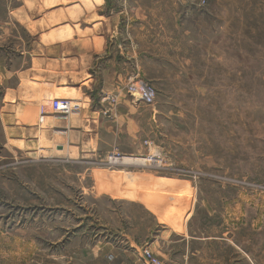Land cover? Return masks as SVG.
I'll list each match as a JSON object with an SVG mask.
<instances>
[{
	"label": "rangeland",
	"instance_id": "rangeland-1",
	"mask_svg": "<svg viewBox=\"0 0 264 264\" xmlns=\"http://www.w3.org/2000/svg\"><path fill=\"white\" fill-rule=\"evenodd\" d=\"M101 4L0 0L8 61L38 41L97 43L111 13L127 7L134 12L119 24L129 20L135 42L157 59L121 87L144 108L136 143L127 137L82 154L50 152L42 140L27 155L4 149L0 137V264H135V247L143 257L158 223L191 264H264V0H104L100 19ZM140 83L155 90L153 104L130 95ZM85 95L55 97L79 113L53 116L54 100L47 110L62 122L89 103L106 119L118 116V93ZM115 153L147 162L123 164Z\"/></svg>",
	"mask_w": 264,
	"mask_h": 264
},
{
	"label": "crops",
	"instance_id": "crops-1",
	"mask_svg": "<svg viewBox=\"0 0 264 264\" xmlns=\"http://www.w3.org/2000/svg\"><path fill=\"white\" fill-rule=\"evenodd\" d=\"M103 7L104 0L98 9L100 14L97 17L100 19L104 17L101 14L104 13ZM129 11L134 12L128 7L118 13L112 12L107 18L111 28L104 25V32L101 37H97V43L84 39L74 43L63 40L41 45V41H38L31 45L30 52H21L20 49H25L24 45L17 47L16 53L19 55L16 59L24 61L19 68L14 67L16 59L8 61L6 54L10 50L9 46L5 42L1 44L0 137L4 149L10 146L29 155L32 152L30 150L44 140L53 145L50 152L56 150L65 153L68 146L69 152L76 149L82 154H94L110 151L123 138L129 137L136 143V130L139 131L137 124L144 108L122 93L121 87L128 77L144 72V65L153 64L157 59L153 57L152 51H145L135 42L136 37L134 31H131L132 25L128 24L129 20L119 24L120 16ZM98 29L100 31L101 28ZM145 29L140 26L138 32L142 34ZM27 54L31 58L29 63L25 61ZM94 68L95 72L91 74ZM96 87L120 95L118 116L114 119L102 117L100 108H93L91 103L86 113L81 112L70 122L55 119L47 110V106L59 93L74 91L87 97L85 93ZM43 120L46 127L42 125ZM87 144H92V151L88 150ZM152 232L144 238L143 246L149 248L163 264H191L188 252L184 253V249L182 251L177 246L176 234L165 223H158L156 232ZM128 240L134 248V241L129 237ZM180 242H186L185 237ZM135 249L139 253L135 264H142L141 249L137 246ZM193 254L195 256V252ZM179 256L181 259L177 258Z\"/></svg>",
	"mask_w": 264,
	"mask_h": 264
},
{
	"label": "built area",
	"instance_id": "built-area-1",
	"mask_svg": "<svg viewBox=\"0 0 264 264\" xmlns=\"http://www.w3.org/2000/svg\"><path fill=\"white\" fill-rule=\"evenodd\" d=\"M129 93L132 97H137L138 100L145 105L153 104L156 93L155 90L144 83L140 84H133L130 89ZM52 111L57 114V116L67 117L74 113L80 112V107L73 103V101L69 99H61V100H54L52 103ZM118 152V151H116ZM114 159H123L119 153L114 154ZM142 264H161L160 261L154 257L150 250L143 251V262Z\"/></svg>",
	"mask_w": 264,
	"mask_h": 264
},
{
	"label": "bare ground",
	"instance_id": "bare-ground-1",
	"mask_svg": "<svg viewBox=\"0 0 264 264\" xmlns=\"http://www.w3.org/2000/svg\"><path fill=\"white\" fill-rule=\"evenodd\" d=\"M51 114L54 116V115H57L55 114L54 112L51 111ZM119 161L123 164H130V163H136L137 161L140 162L141 164H144L146 163L147 161L146 160H140V159H132V158H124V159H119ZM151 162V161H150ZM157 164V163H156Z\"/></svg>",
	"mask_w": 264,
	"mask_h": 264
}]
</instances>
